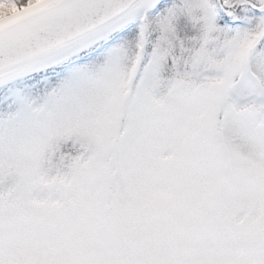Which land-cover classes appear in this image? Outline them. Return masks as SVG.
<instances>
[{"label": "snow or ice", "instance_id": "obj_1", "mask_svg": "<svg viewBox=\"0 0 264 264\" xmlns=\"http://www.w3.org/2000/svg\"><path fill=\"white\" fill-rule=\"evenodd\" d=\"M0 264H264V0H0Z\"/></svg>", "mask_w": 264, "mask_h": 264}]
</instances>
